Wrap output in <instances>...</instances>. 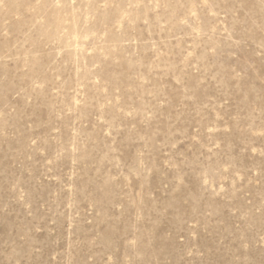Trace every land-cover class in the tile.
<instances>
[{
    "label": "rangeland",
    "instance_id": "374dc122",
    "mask_svg": "<svg viewBox=\"0 0 264 264\" xmlns=\"http://www.w3.org/2000/svg\"><path fill=\"white\" fill-rule=\"evenodd\" d=\"M0 264H264V0H0Z\"/></svg>",
    "mask_w": 264,
    "mask_h": 264
}]
</instances>
